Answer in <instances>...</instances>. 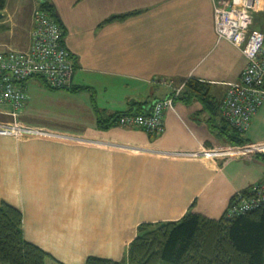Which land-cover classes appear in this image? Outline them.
Instances as JSON below:
<instances>
[{"label":"crops","instance_id":"obj_1","mask_svg":"<svg viewBox=\"0 0 264 264\" xmlns=\"http://www.w3.org/2000/svg\"><path fill=\"white\" fill-rule=\"evenodd\" d=\"M48 1L64 28L78 90L63 89L71 94L68 117L42 119L27 101L19 120L49 121L69 136L0 135V204L22 211L24 235L48 253L46 264H86L91 255L121 260L141 223L181 219L208 186L223 191L221 198L214 194L194 207L219 218L232 195L262 180L264 161L254 155L206 160L163 154L227 145L221 102L247 61L218 39L214 0ZM40 2L7 0L0 51L29 48ZM254 25L264 31L263 12ZM35 78L26 81L27 89ZM189 81L206 88L207 104L185 94L193 90ZM176 89L162 134L98 126V113L129 112L133 105L149 112ZM12 110L0 103V120L13 121ZM245 136L264 142V102ZM172 202L182 207L179 215L147 216L149 205L164 215Z\"/></svg>","mask_w":264,"mask_h":264},{"label":"built area","instance_id":"obj_2","mask_svg":"<svg viewBox=\"0 0 264 264\" xmlns=\"http://www.w3.org/2000/svg\"><path fill=\"white\" fill-rule=\"evenodd\" d=\"M258 12L264 13V0H214L218 39L231 42L244 54L247 61L240 80L230 84L221 102L225 120L241 132L248 130L253 116L264 102V31L254 25ZM33 17L29 48L0 51V103L12 105L11 114L14 119L11 122L0 120V135L19 137L57 134L24 126L19 122V115L28 101L26 81L39 77L51 89H64L73 84L76 65L64 42L63 26L41 5L35 9ZM173 101L172 96L160 99L149 112L126 114L119 119V124L162 134L166 130L164 113L167 109H174ZM256 152H264V142L218 145L186 151L171 150L164 151V154L215 160L221 157H242ZM252 193L250 197L240 195V202L233 206L231 214L246 211L264 202V177L255 184Z\"/></svg>","mask_w":264,"mask_h":264},{"label":"trees","instance_id":"obj_3","mask_svg":"<svg viewBox=\"0 0 264 264\" xmlns=\"http://www.w3.org/2000/svg\"><path fill=\"white\" fill-rule=\"evenodd\" d=\"M6 4L7 0H0V11L5 9ZM40 5L56 18L53 6L48 0H41ZM130 15L133 12L112 18H126ZM56 20L60 23L57 18ZM188 84L193 90L189 89L185 92L186 95H196L206 104L209 102L205 100L207 90L202 84L192 81ZM70 90L78 89L71 85ZM130 109L129 112H117L107 116L98 113V126L109 129L120 125L119 119L126 114L147 113L141 105L137 108L133 105ZM223 126L224 144L249 143L245 132L227 122ZM143 130L149 135L156 134ZM256 156L264 159L263 153H257ZM254 186L235 194L219 218L195 212L192 205L179 220L141 223L123 259L91 255L86 264H264V202L257 207L231 214L233 206L240 202L239 196L250 197L253 195ZM47 256L44 249L26 239L22 211L6 202L1 203L0 262L46 264Z\"/></svg>","mask_w":264,"mask_h":264},{"label":"rangeland","instance_id":"obj_4","mask_svg":"<svg viewBox=\"0 0 264 264\" xmlns=\"http://www.w3.org/2000/svg\"><path fill=\"white\" fill-rule=\"evenodd\" d=\"M32 80L35 81L36 84L35 85H33L31 83L29 84V87H28V99H29L28 105L30 106V109L34 113H36L38 116L43 117L42 119H47L49 117L54 118V116L58 117V113H62L64 115V117H68L67 115H71V112H72L71 109L73 107L68 105V103H69L68 97H70L71 94H68V92L66 90H63V89L52 90L48 86H46L45 82H43L39 78H35ZM176 92H178L177 94L179 95L180 90L176 89L175 93ZM174 94L171 96L175 99V97L177 95L174 96ZM74 112H75V110H74ZM19 122H21V124H24V126L37 127L40 129H45V130L50 131L52 133H57V134L46 135V136L55 137V138H59V139H63V138H65V136H69L66 133H64L63 131H61L60 129H55V127L53 125L54 123H51L49 121L38 120V122L40 124H36L37 122L32 123L30 121L26 122V121H21V120H19ZM120 126H122V127H134V126H124L121 124H120ZM115 127H117V126H115ZM229 145H232V144H229ZM257 153H263L264 154V152H256V153L251 154V155L252 156L254 155V157H257L256 156ZM245 156H250V154H247ZM221 158H225V159L236 158V160L240 159V157H221ZM218 159H220V158H218ZM258 159L264 161V159H262L260 157H258ZM258 182H256L255 184H257ZM205 190H206V192L203 190L204 193L198 197L197 203H195L193 205V211L196 212L197 209H195L194 206H196L197 204H201L205 199H206V201L209 199H212V198H210L211 195L216 194L215 197L218 200L219 198H221V195L224 193L223 191H218V190H216V192H214L213 191L214 189L210 188L209 186ZM212 192H214V193H212ZM238 192H236L235 194H237ZM234 195H232V197ZM231 198L229 199V202L227 203L226 208L228 207ZM219 202L222 203L221 200H219ZM145 210H146L147 216H168V215H173V214L179 215L182 212V207L178 203H175V202L169 203V206L167 207V210L164 213V215H159V214H161V212H159L156 209L155 205H152V204L149 205L148 208H145ZM208 210L209 209H207L205 212H208ZM202 214H204V213H202Z\"/></svg>","mask_w":264,"mask_h":264},{"label":"water","instance_id":"obj_5","mask_svg":"<svg viewBox=\"0 0 264 264\" xmlns=\"http://www.w3.org/2000/svg\"><path fill=\"white\" fill-rule=\"evenodd\" d=\"M4 17V12L3 11H0V19H2ZM66 89H69L70 90V87H67ZM156 102V101H155ZM154 102V103H155Z\"/></svg>","mask_w":264,"mask_h":264}]
</instances>
